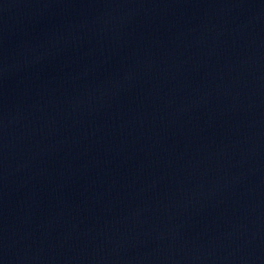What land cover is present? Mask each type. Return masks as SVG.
I'll return each mask as SVG.
<instances>
[{"label": "water", "instance_id": "water-1", "mask_svg": "<svg viewBox=\"0 0 264 264\" xmlns=\"http://www.w3.org/2000/svg\"><path fill=\"white\" fill-rule=\"evenodd\" d=\"M0 264H264V0H0Z\"/></svg>", "mask_w": 264, "mask_h": 264}]
</instances>
